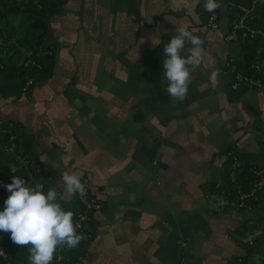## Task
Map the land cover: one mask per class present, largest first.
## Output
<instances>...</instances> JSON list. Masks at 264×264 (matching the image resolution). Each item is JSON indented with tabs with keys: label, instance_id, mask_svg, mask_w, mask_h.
Masks as SVG:
<instances>
[{
	"label": "crops",
	"instance_id": "crops-1",
	"mask_svg": "<svg viewBox=\"0 0 264 264\" xmlns=\"http://www.w3.org/2000/svg\"><path fill=\"white\" fill-rule=\"evenodd\" d=\"M87 1L98 11L77 6L57 12L66 0L45 15L46 35L54 41L46 45L39 38L37 45L60 44L53 60L39 58L46 78L28 95L15 99L14 83L24 70L15 56L0 53V182L21 175L26 185L55 187L58 202L74 213L76 195L62 173L89 181L102 208L84 224L78 245L67 247L76 251L68 264H258L264 245L255 248L252 241L264 230V200L238 207L227 175L234 158L264 172V75L259 89H233L234 75L222 71L225 62L250 75L261 66L264 0L246 19L250 31H238L240 39L230 43L224 37L240 14L235 6L254 0H220L216 31L205 27V0L73 4ZM89 23L101 32V52L87 58L83 41L96 36ZM180 27L203 45L187 94L177 99L166 90L162 60ZM128 34L126 53L121 41ZM158 36L161 43L154 44ZM7 123L16 130L11 146L3 138ZM7 195L0 186V208ZM9 246L10 260L31 264L29 246ZM57 257L51 264H59Z\"/></svg>",
	"mask_w": 264,
	"mask_h": 264
},
{
	"label": "clouds",
	"instance_id": "clouds-1",
	"mask_svg": "<svg viewBox=\"0 0 264 264\" xmlns=\"http://www.w3.org/2000/svg\"><path fill=\"white\" fill-rule=\"evenodd\" d=\"M204 7L213 11L220 7V0H205ZM153 43H161L160 37ZM202 45V38L187 27L175 29V35L165 44L162 78L167 81L166 90L172 97L182 99L187 94L192 67L202 61ZM1 65L0 68L2 62ZM218 74V70L213 71L211 79L216 80ZM61 180L69 193L81 196L86 193L80 175L64 172ZM0 186L8 192L0 208V230L10 232L14 243L29 246L31 264H51L57 246L76 247L83 238V233L76 230L73 211L58 202L55 187L45 190L43 183L26 185L21 175H12L10 183L0 182Z\"/></svg>",
	"mask_w": 264,
	"mask_h": 264
},
{
	"label": "trees",
	"instance_id": "trees-1",
	"mask_svg": "<svg viewBox=\"0 0 264 264\" xmlns=\"http://www.w3.org/2000/svg\"><path fill=\"white\" fill-rule=\"evenodd\" d=\"M18 1L19 0H0V4H2V6L4 5V7H10L13 5L16 6L18 4L17 3ZM49 1H51V0H37V5H41L42 11L45 14H46V11L44 8V4L48 3ZM53 1H54L53 4L50 6L52 9H55L58 6H62L66 3V0H53ZM35 2H36V0H31L30 4L35 6ZM21 24L23 25L21 27L22 33L19 32L18 29L16 27H14L13 25H11L10 23L6 24L5 21L0 19V39L3 40L4 42H6L9 40V38L12 35H14L17 42L16 43H10L8 45V47L13 49L15 53L23 54L21 52V50L19 49L22 46L23 47L22 49L26 52L24 58L26 60H29L28 69L24 72H20V74H19L20 79L14 83L15 86L13 88V90H14L13 92L16 94L15 99H19V98H21V96L24 97V96L28 95L38 80L41 81V80L46 78V74H45V71L43 69V66H42L41 62L37 59V56H39L41 54V52L33 46V42L36 40L35 37L37 35L44 34L47 32V26L41 20H38L34 23L30 22V20H27V21L22 22ZM59 44H60V40L57 39L51 46H49L46 49H43V52H42L43 56L47 60H53L55 58L56 50H57ZM4 48H5L4 46L0 47V53ZM2 70H3V67L0 68V76H3ZM29 79L33 80V82H32V84L27 86V82L29 81ZM10 125H12V124L7 123L6 125L3 126L6 129L5 133H3V138H4L5 143L8 144L9 146H11L12 144H15V142L17 143V141H14V139H13V136L16 133V130H15V128H13V126L11 127ZM15 147H16V145H14V148ZM14 154H15V152L13 151V154L10 155V158L7 161H12V159H13L12 157ZM233 158L230 157L231 162H233V160H232ZM249 168L250 167L245 169V172L241 173V174L238 173L239 169H236L234 172V178H235L234 181H232L231 176H229V174L227 175V181L232 188V191H233L232 194L234 196L238 195L239 187H241V190L244 193L248 192L252 188L253 177H252V174H251V171ZM231 170H230V172H231ZM39 179L40 178H38V180ZM27 180H30V179H27ZM31 182L32 181H30V183ZM32 183H34V182H32ZM36 183L37 182H35V184ZM75 195H76L77 208L74 212L73 217L75 216L76 212L78 211L77 209L80 206V202L78 200L77 193H75ZM253 200L254 199H252V201ZM262 200H264V191L258 194L257 199L255 200V202L253 201V204L257 205L258 202H261ZM92 213H94V212L89 211L90 216ZM11 241L12 240L10 238V232H6V236L4 237V239L0 240V248H3L4 252L6 253L5 258L0 256V264H15L12 260H10V254H9L8 246L9 245L11 246ZM252 244H255V248H259V247L264 245V230H263L261 235L254 236ZM75 252L76 251L70 250L69 248H67L66 245L57 246L56 252L54 253L53 260H56L58 258L57 256L60 255L58 263L59 264H68L67 263L68 258L73 256L75 254ZM69 264H71V263H69ZM235 264H242V263L239 259H237ZM258 264H264V258L261 259V261H259Z\"/></svg>",
	"mask_w": 264,
	"mask_h": 264
},
{
	"label": "built area",
	"instance_id": "built-area-1",
	"mask_svg": "<svg viewBox=\"0 0 264 264\" xmlns=\"http://www.w3.org/2000/svg\"><path fill=\"white\" fill-rule=\"evenodd\" d=\"M257 3H258V0H254L247 7L241 6V5L235 6L238 10V13L240 12V14H238V19L236 20V22L232 24V28L230 32L224 37L225 42L230 43V42L238 41L240 39V37L237 34L238 31H241V30L242 31L245 30L246 32L250 31L249 27L246 25V19L247 18L251 19L250 15L254 13ZM218 16H219L218 8L213 11H209V13L206 15V22H205V27L207 30L216 31L218 29V26H219ZM242 37H245V34H243ZM28 65H29V61L23 62L22 68L24 71L28 69ZM262 65H264V57L261 61V66L260 67L256 66L252 69L254 70L256 74L250 75L246 71L237 72L235 66L231 65V63L225 62L222 73L226 75L227 74L234 75V82L231 83V87L233 89L237 88L240 84H245L246 86L249 87V89H259L262 85L261 75H264V72L261 70ZM1 66L2 65L0 62V67ZM32 82L33 80L29 79V81L27 82V86L32 84ZM233 160H234V163L232 165V170L230 172L232 181L235 180L234 172L238 167L237 159L234 158ZM250 171L253 177L252 188L248 192L244 193V192H241V187H239L238 189L239 206L238 207L244 206L246 201H250L252 199L256 200L258 194L264 191V172L261 170L255 169V168H250ZM81 180L86 186V193L83 196L77 193L80 206H79V211L77 212V215H76L77 219L74 223L78 225L76 229L77 232L83 233L84 232L83 226L89 220L88 212L94 211V210H101L102 204L96 197L91 195L89 188H88L89 181L87 179H81ZM1 237L2 235H0V240H1ZM0 250L3 251V253H0V256L5 258L6 253L4 252V249L0 248Z\"/></svg>",
	"mask_w": 264,
	"mask_h": 264
},
{
	"label": "rangeland",
	"instance_id": "rangeland-1",
	"mask_svg": "<svg viewBox=\"0 0 264 264\" xmlns=\"http://www.w3.org/2000/svg\"><path fill=\"white\" fill-rule=\"evenodd\" d=\"M30 1L31 0H19L17 3V5L15 6V5H13V6H10V7H4V5L2 6V4H0V16H1V19L3 20V21H5V23L6 24H11V25H13L14 27H16L17 29H18V31L19 32H21V27L23 26L21 23L22 22H24V21H27V20H30V22H32V23H34V22H36V21H38V20H41V21H44V23H45V15H49V14H51L50 12H53V9L50 7L52 4H53V0H51V1H49L48 3H46V4H44V8H45V11H46V14L42 11V7H41V5H37V0H36V2H35V6H33V5H31L30 4ZM73 1L74 0H72V2H71V0H70V3H69V5L67 4V6L65 7H62V8H59L58 10H57V12H59V13H63V11H70L71 9H75L77 6H83V7H86L87 9H95V10H97L98 11V9L99 8H97L96 6H95V3L93 2L92 3V1H87L88 2V4H87V2H84V3H82V2H77L78 4H80V5H77V4H73ZM70 7V9H66L67 7ZM101 11V10H100ZM91 19H93V18H91ZM114 19V18H113ZM206 20V19H205ZM47 21L49 22V20H48V18H47ZM92 21V20H91ZM21 25V26H20ZM89 25V27H91V29H90V31L94 34V35H96V36H94V37H96V39H97V41L94 39V37H91V40L90 39H86V40H84L83 41V43H86L85 45H84V47H85V56L87 57V58H90V57H92V55L94 54V53H99V52H101V51H99V49H98V47H99V41L101 40V36H99V35H101V32H98V28L96 27V29H94V26H93V23H89L88 24ZM49 30H51V27H50V25L48 26V28H47V32H49ZM131 32H133L132 30H130ZM46 32V33H47ZM11 33V32H10ZM22 33V32H21ZM46 33H44V34H40V35H37L35 38H36V40L33 42V46L35 47V48H37L41 53L43 52V50H42V48L44 49L45 48V45H44V47H43V45H42V48H39L40 47V45L38 46L37 44H39L40 42H38V40H39V38L41 39V38H43V41L44 42H46V45L49 43H52V41H54L53 39L52 40H50V37H48L47 35H46ZM131 37H132V35H127V37L126 38H124L125 39V41H121L122 42V44H125L126 45V50H125V48H123V52H126L127 53V44H128V42L130 41V39H131ZM90 38V37H89ZM115 40H113V46L114 47H116L118 44H116L115 42H114ZM17 41H16V38H15V36L14 35H12L10 38H9V40L8 41H6L5 43H4V41L3 40H1L0 39V47H2V46H4L5 48L1 51V53H2V55H3V53H4V56H15L14 58L16 59V60H19L18 62H20L19 63V65L20 66H22L23 65V62H26V61H29V60H26L25 58H24V56H25V51L22 49L23 47L21 46L19 49L21 50V52L23 53V54H20V53H16V54H13V49H9V48H7V46L10 44V43H16ZM4 43V44H3ZM3 44V45H2ZM101 44V43H100ZM51 46V45H50ZM46 49V48H45ZM120 51V50H119ZM121 53V52H120ZM125 53V55H127ZM30 54V53H29ZM112 54H116V53H113L112 52ZM43 54H40V56H37V59L39 60V58L40 57H43L42 56ZM120 56H121V54H120ZM101 57H105V51L103 52V54H102V56ZM125 58H127V57H125ZM25 61H24V60ZM121 59V58H120ZM124 62V61H123ZM97 68V67H96ZM21 70H23V68L21 67L20 68ZM231 85V84H230ZM248 87V86H247ZM249 88V87H248ZM234 163V162H233ZM237 163H238V167H237V169H239V171H238V173L239 174H241V173H244L245 172V167L247 166V165H242V163H240V162H238L237 161ZM232 168V167H231ZM262 171V170H261Z\"/></svg>",
	"mask_w": 264,
	"mask_h": 264
},
{
	"label": "bare ground",
	"instance_id": "bare-ground-1",
	"mask_svg": "<svg viewBox=\"0 0 264 264\" xmlns=\"http://www.w3.org/2000/svg\"><path fill=\"white\" fill-rule=\"evenodd\" d=\"M78 211H79V207H78V209H77ZM77 211V212H78ZM95 211H98V210H94L93 212H95ZM77 212H76V214H75V216H74V222L76 221V219H77V217H76V215H77ZM88 217H89V219H90V215H89V212H88ZM89 221V220H88Z\"/></svg>",
	"mask_w": 264,
	"mask_h": 264
}]
</instances>
